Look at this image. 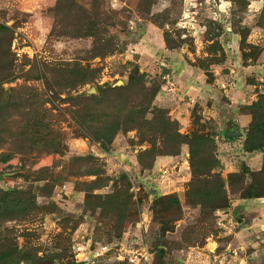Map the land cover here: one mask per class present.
Returning <instances> with one entry per match:
<instances>
[{"label": "rangeland", "instance_id": "1", "mask_svg": "<svg viewBox=\"0 0 264 264\" xmlns=\"http://www.w3.org/2000/svg\"><path fill=\"white\" fill-rule=\"evenodd\" d=\"M0 24L13 62L0 82L18 89L16 103L0 109V203L18 204L0 217V264H264V197H241L252 181L244 171L263 170L264 179V152L245 150L250 123L264 118L249 107L264 97V0H0ZM136 67L139 86L109 90L126 87ZM86 68L95 79L79 85ZM151 91L145 123H128L141 119ZM90 95L101 98L92 104L101 113L120 114L111 143L79 133L73 116ZM158 110L180 134L206 136L226 208L187 203V144L150 156ZM230 123L244 135L225 140ZM150 185L181 202L164 254Z\"/></svg>", "mask_w": 264, "mask_h": 264}, {"label": "trees", "instance_id": "2", "mask_svg": "<svg viewBox=\"0 0 264 264\" xmlns=\"http://www.w3.org/2000/svg\"><path fill=\"white\" fill-rule=\"evenodd\" d=\"M8 27L4 24H0V34H7ZM10 37L7 36L4 44L0 40V81H6L13 76L12 67L13 62L10 60ZM9 41V42H8ZM7 45V47H6ZM246 58V57H245ZM244 58V59H245ZM77 70V69H76ZM79 70L77 76L79 77V85H84L86 83L92 82L95 79L94 71ZM93 72V73H92ZM88 73V74H86ZM37 78L44 79L45 83H48L47 74L44 71L37 73ZM144 74H141L139 68L136 67L129 75V84L125 87L117 86L109 88V90L116 96H119L122 92H127L131 89V86L140 84L143 81ZM0 82V109L4 110L10 109L12 103H16L13 97H17L18 89L8 88L4 89ZM49 85V84H48ZM77 83L70 85L71 88L75 89ZM139 86V85H138ZM153 91L143 94L145 97L141 101V105L138 107V112L141 114V119L136 122L135 120H129L128 123L140 124V121H144L142 115L144 112H148L151 108L150 103H144L151 99L154 100L152 94ZM88 99L84 100L86 103L83 109L76 111L74 114V119L78 124L79 133L86 138H89L90 142L111 143L114 136L120 130V114L114 118H109V114H103L99 111L97 107L92 104L101 103V98L95 95L87 96ZM12 101V103H11ZM252 110L258 107V110L264 109V97L260 99L259 104H252L249 106ZM160 114V121L157 123V127L152 137V147L149 150L150 156L154 159L157 155L169 154L178 155L181 151V146L187 144L189 147L190 160L193 167V177L190 183V189L187 192V203L189 205H197L203 207L202 209H208L214 211L217 208H226L228 205V198L224 188V181L221 176L214 172L217 167H220V162L216 159L215 151H210L211 146L203 134L198 131H193L190 134L182 135L177 130V122H172L168 117L163 115V111L158 110ZM255 112V111H254ZM156 113V116L157 114ZM138 119V118H137ZM7 124H4L5 127ZM175 128V129H174ZM169 131H173L169 133ZM159 139L162 141L163 146L156 145V141ZM235 139H230L232 141ZM151 142V139H150ZM54 145V142H52ZM245 150L247 152L261 151L264 152V118L262 120H256L255 118L249 125V131L245 140ZM263 170L259 172H250L247 170L243 174L249 173L252 177L250 184L242 191L241 197L244 199H256L264 197V179H262ZM232 177V176H231ZM5 196L9 197L11 190H3ZM115 196V195H113ZM112 196V198H114ZM100 200L97 202L104 206V203ZM4 203H0V217L5 216L14 210L15 204H17V199L13 198L3 199ZM18 205V204H17ZM152 210L154 218L159 224L158 239L159 243L156 246L160 254H164V243L161 242L163 237L168 232L174 231V222L179 218L182 213L181 202L176 195L167 196H155L152 202Z\"/></svg>", "mask_w": 264, "mask_h": 264}, {"label": "water", "instance_id": "3", "mask_svg": "<svg viewBox=\"0 0 264 264\" xmlns=\"http://www.w3.org/2000/svg\"><path fill=\"white\" fill-rule=\"evenodd\" d=\"M96 90L95 88H93L92 90H90L89 93H95ZM244 134H243V131L240 127H235L233 130H226L224 131L223 133V136H224V139L225 140H230V139H234V138H239V137H242ZM125 154L120 153L119 154V158L120 160H123L125 158ZM147 190L148 192L150 193L151 195V199H153L157 193V188H155L154 186L150 185V186H147Z\"/></svg>", "mask_w": 264, "mask_h": 264}, {"label": "built area", "instance_id": "4", "mask_svg": "<svg viewBox=\"0 0 264 264\" xmlns=\"http://www.w3.org/2000/svg\"><path fill=\"white\" fill-rule=\"evenodd\" d=\"M185 162L187 164L188 161L185 160ZM159 173H161V178L163 179L165 177L167 178L168 176H170L171 170L170 169L161 168V169H159Z\"/></svg>", "mask_w": 264, "mask_h": 264}, {"label": "flooded vegetation", "instance_id": "5", "mask_svg": "<svg viewBox=\"0 0 264 264\" xmlns=\"http://www.w3.org/2000/svg\"><path fill=\"white\" fill-rule=\"evenodd\" d=\"M235 127L236 126L234 124L230 123V124H224L223 129H225V131L226 130H233Z\"/></svg>", "mask_w": 264, "mask_h": 264}, {"label": "crops", "instance_id": "6", "mask_svg": "<svg viewBox=\"0 0 264 264\" xmlns=\"http://www.w3.org/2000/svg\"><path fill=\"white\" fill-rule=\"evenodd\" d=\"M233 71V70H232ZM186 72V71H185Z\"/></svg>", "mask_w": 264, "mask_h": 264}]
</instances>
